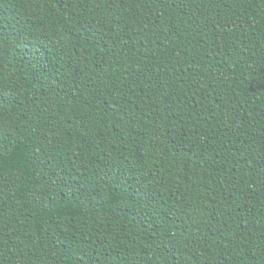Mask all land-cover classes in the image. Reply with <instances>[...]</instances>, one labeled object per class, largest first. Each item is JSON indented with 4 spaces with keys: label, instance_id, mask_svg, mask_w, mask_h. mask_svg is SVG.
Wrapping results in <instances>:
<instances>
[{
    "label": "trees",
    "instance_id": "16d2710c",
    "mask_svg": "<svg viewBox=\"0 0 264 264\" xmlns=\"http://www.w3.org/2000/svg\"><path fill=\"white\" fill-rule=\"evenodd\" d=\"M0 264H264V0H0Z\"/></svg>",
    "mask_w": 264,
    "mask_h": 264
}]
</instances>
